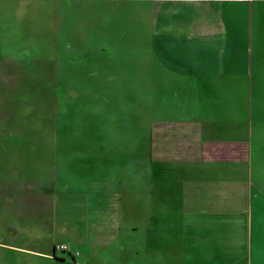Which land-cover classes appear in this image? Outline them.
I'll list each match as a JSON object with an SVG mask.
<instances>
[{
  "label": "crops",
  "instance_id": "1",
  "mask_svg": "<svg viewBox=\"0 0 264 264\" xmlns=\"http://www.w3.org/2000/svg\"><path fill=\"white\" fill-rule=\"evenodd\" d=\"M6 6L18 10L17 21L24 10L57 8L59 22L74 33L76 13L90 11L99 24L128 26L127 37L145 58L136 119L118 120L125 152L131 133L142 138L148 176L144 171L136 188L112 191L119 195L116 228L107 221L92 235L79 234L77 224L65 223L80 240L75 249L55 239L29 252L57 261L54 247L64 244L84 264H126L130 257L140 264L142 256L154 264H264V178L257 176L256 150L264 118V0H0L1 12ZM80 128L90 135L95 129ZM112 192L95 193V210H106ZM101 251L110 256L106 262Z\"/></svg>",
  "mask_w": 264,
  "mask_h": 264
},
{
  "label": "rangeland",
  "instance_id": "2",
  "mask_svg": "<svg viewBox=\"0 0 264 264\" xmlns=\"http://www.w3.org/2000/svg\"><path fill=\"white\" fill-rule=\"evenodd\" d=\"M10 9L0 11V264H84L68 251L60 252L64 262L28 249L55 239L75 249L80 240L65 223L77 224L79 234L92 235L107 221L116 228L119 195L112 191L136 188L144 171L148 176L142 138L131 133V152H125L120 122L135 118L143 97L138 77L144 51L130 42L128 26L99 24L90 11L76 13L74 33L59 22L57 8L24 10L20 21L18 10ZM239 12L247 36L246 10ZM89 124L92 135L80 128ZM257 131V176L264 178V118ZM106 191L112 192L106 210L98 212L95 193ZM89 252L86 247L88 260ZM98 256L106 262L109 255ZM140 261L154 264L144 256ZM124 262L135 264L132 257Z\"/></svg>",
  "mask_w": 264,
  "mask_h": 264
},
{
  "label": "built area",
  "instance_id": "3",
  "mask_svg": "<svg viewBox=\"0 0 264 264\" xmlns=\"http://www.w3.org/2000/svg\"><path fill=\"white\" fill-rule=\"evenodd\" d=\"M54 251H55V253H60V252H67V251H70V250H69V247L67 245L57 244L54 247Z\"/></svg>",
  "mask_w": 264,
  "mask_h": 264
}]
</instances>
